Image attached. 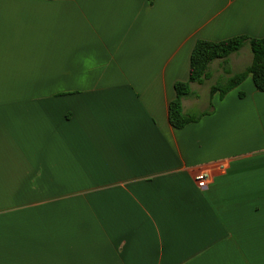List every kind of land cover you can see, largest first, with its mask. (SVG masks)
<instances>
[{"label":"crops","instance_id":"crops-1","mask_svg":"<svg viewBox=\"0 0 264 264\" xmlns=\"http://www.w3.org/2000/svg\"><path fill=\"white\" fill-rule=\"evenodd\" d=\"M235 36L264 0H0V264H264V92L168 117L197 40Z\"/></svg>","mask_w":264,"mask_h":264},{"label":"trees","instance_id":"trees-1","mask_svg":"<svg viewBox=\"0 0 264 264\" xmlns=\"http://www.w3.org/2000/svg\"><path fill=\"white\" fill-rule=\"evenodd\" d=\"M247 42L250 43L253 52L251 64L244 70L232 74L227 80L212 85L211 97L218 93L221 99L224 98L229 91L241 85L249 76L252 77L255 87L264 92V37L235 36L220 41L199 39L191 53L189 79L175 83L176 96L169 102L168 117L173 127L184 128L213 112L211 103L207 110L187 113L183 110V99L193 94L192 83L202 84L210 77L209 67L212 62L223 59L227 64L229 56L240 50ZM240 95L243 96L244 93L241 92Z\"/></svg>","mask_w":264,"mask_h":264},{"label":"rangeland","instance_id":"rangeland-1","mask_svg":"<svg viewBox=\"0 0 264 264\" xmlns=\"http://www.w3.org/2000/svg\"><path fill=\"white\" fill-rule=\"evenodd\" d=\"M248 60L247 58H244L242 60H238L237 63H236V69L239 71V70H243V68H246L248 66ZM224 77L223 76H219L217 77L216 74H213L209 79L208 81L206 82V85H203L201 86V94H202V99L197 103L196 106L194 107H190V111L193 112V113H199L200 109L202 106H204L205 104V97H207V93H208V88H209V85L211 84H215V83H218V82H223L224 80Z\"/></svg>","mask_w":264,"mask_h":264},{"label":"built area","instance_id":"built-area-1","mask_svg":"<svg viewBox=\"0 0 264 264\" xmlns=\"http://www.w3.org/2000/svg\"><path fill=\"white\" fill-rule=\"evenodd\" d=\"M227 169V165L225 163H221L217 166V170L220 173L225 172ZM213 172L211 171H202L199 172L196 175V181H197V185L200 188H206L212 181H213Z\"/></svg>","mask_w":264,"mask_h":264}]
</instances>
